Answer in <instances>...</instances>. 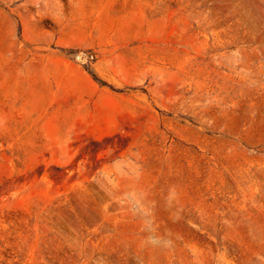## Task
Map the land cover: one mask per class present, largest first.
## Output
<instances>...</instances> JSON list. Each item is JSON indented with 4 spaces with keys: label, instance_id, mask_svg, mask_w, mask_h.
Masks as SVG:
<instances>
[{
    "label": "rangeland",
    "instance_id": "374dc122",
    "mask_svg": "<svg viewBox=\"0 0 264 264\" xmlns=\"http://www.w3.org/2000/svg\"><path fill=\"white\" fill-rule=\"evenodd\" d=\"M0 264H264V0H0Z\"/></svg>",
    "mask_w": 264,
    "mask_h": 264
},
{
    "label": "clouds",
    "instance_id": "9594fccd",
    "mask_svg": "<svg viewBox=\"0 0 264 264\" xmlns=\"http://www.w3.org/2000/svg\"><path fill=\"white\" fill-rule=\"evenodd\" d=\"M150 241H151L152 243H156L155 238H150Z\"/></svg>",
    "mask_w": 264,
    "mask_h": 264
}]
</instances>
